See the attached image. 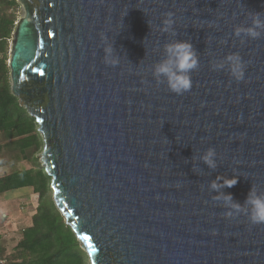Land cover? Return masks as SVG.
<instances>
[{
	"label": "water",
	"instance_id": "water-1",
	"mask_svg": "<svg viewBox=\"0 0 264 264\" xmlns=\"http://www.w3.org/2000/svg\"><path fill=\"white\" fill-rule=\"evenodd\" d=\"M16 1L11 92L38 125L53 202L89 263L264 264V224L226 218L209 188L236 176L221 190L234 201L252 184L264 192V37L232 34L249 12L264 18V0ZM166 12L176 37L159 30ZM173 39L200 57L181 96L150 71ZM233 52L240 82L210 67ZM209 147L215 170L199 160Z\"/></svg>",
	"mask_w": 264,
	"mask_h": 264
},
{
	"label": "trees",
	"instance_id": "trees-1",
	"mask_svg": "<svg viewBox=\"0 0 264 264\" xmlns=\"http://www.w3.org/2000/svg\"><path fill=\"white\" fill-rule=\"evenodd\" d=\"M19 8L16 0H0V194L28 187L37 199L31 225L1 260L3 264H90L53 202L50 179L37 157L43 149L38 125L11 92L7 62ZM20 162L30 167L15 169Z\"/></svg>",
	"mask_w": 264,
	"mask_h": 264
},
{
	"label": "clouds",
	"instance_id": "clouds-1",
	"mask_svg": "<svg viewBox=\"0 0 264 264\" xmlns=\"http://www.w3.org/2000/svg\"><path fill=\"white\" fill-rule=\"evenodd\" d=\"M250 24L248 26L237 25L233 29V36L257 40L264 37V18L261 13H248ZM164 19L160 26L161 33L177 36L175 30L174 13H164ZM103 44V62L105 65L116 66L119 64V57L115 55L112 44L108 42L105 35L101 36ZM226 43V41H220ZM163 57L156 61L150 71L155 82L165 85L169 92L181 96L192 89V73L200 67V57L189 40L173 39L163 44ZM213 71H227L231 78L240 82L245 79L246 65L238 52L228 53L219 60H213L210 64ZM199 160L209 169L215 170L217 167V153L215 148H207ZM195 168V167H194ZM237 183L236 176L231 178L217 176L210 181L209 188L217 192L213 197L221 204L226 218H235L241 214L245 215L253 225L264 224V192H258L251 186L244 203L234 201L231 193L221 191L224 188H231Z\"/></svg>",
	"mask_w": 264,
	"mask_h": 264
},
{
	"label": "rangeland",
	"instance_id": "rangeland-1",
	"mask_svg": "<svg viewBox=\"0 0 264 264\" xmlns=\"http://www.w3.org/2000/svg\"><path fill=\"white\" fill-rule=\"evenodd\" d=\"M24 14L25 12L20 6L16 12L17 21ZM38 161L41 168H43L40 156H38ZM29 167L30 165L25 162L15 164V169H27ZM13 168L7 170L11 171ZM36 199L37 196L33 195L28 187L8 191L0 195V259L12 251L20 238L21 231L31 225V215L36 206Z\"/></svg>",
	"mask_w": 264,
	"mask_h": 264
},
{
	"label": "built area",
	"instance_id": "built-area-1",
	"mask_svg": "<svg viewBox=\"0 0 264 264\" xmlns=\"http://www.w3.org/2000/svg\"><path fill=\"white\" fill-rule=\"evenodd\" d=\"M4 263V261L3 260H0V264H3Z\"/></svg>",
	"mask_w": 264,
	"mask_h": 264
},
{
	"label": "crops",
	"instance_id": "crops-1",
	"mask_svg": "<svg viewBox=\"0 0 264 264\" xmlns=\"http://www.w3.org/2000/svg\"><path fill=\"white\" fill-rule=\"evenodd\" d=\"M3 194V193H2ZM2 194H0V195H2ZM1 260V259H0ZM4 261V260H3Z\"/></svg>",
	"mask_w": 264,
	"mask_h": 264
}]
</instances>
